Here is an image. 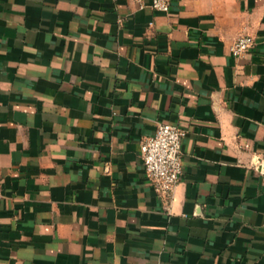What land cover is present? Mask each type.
Returning <instances> with one entry per match:
<instances>
[{"label": "crops", "instance_id": "0c3cea01", "mask_svg": "<svg viewBox=\"0 0 264 264\" xmlns=\"http://www.w3.org/2000/svg\"><path fill=\"white\" fill-rule=\"evenodd\" d=\"M0 264H264V0H0Z\"/></svg>", "mask_w": 264, "mask_h": 264}, {"label": "built area", "instance_id": "2783aa9c", "mask_svg": "<svg viewBox=\"0 0 264 264\" xmlns=\"http://www.w3.org/2000/svg\"><path fill=\"white\" fill-rule=\"evenodd\" d=\"M139 7L145 0H134ZM149 6L160 12L169 10V0H149ZM254 39L249 34L238 36L229 50L239 56L249 51ZM186 130L169 123H158L154 133L142 139L139 157L144 174L154 191L162 198L171 195L182 175L181 142Z\"/></svg>", "mask_w": 264, "mask_h": 264}]
</instances>
